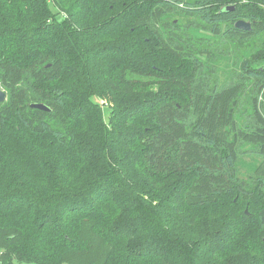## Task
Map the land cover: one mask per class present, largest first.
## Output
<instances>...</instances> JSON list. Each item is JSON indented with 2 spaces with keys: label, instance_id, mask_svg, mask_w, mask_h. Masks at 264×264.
I'll use <instances>...</instances> for the list:
<instances>
[{
  "label": "trees",
  "instance_id": "1",
  "mask_svg": "<svg viewBox=\"0 0 264 264\" xmlns=\"http://www.w3.org/2000/svg\"><path fill=\"white\" fill-rule=\"evenodd\" d=\"M231 56L222 79L219 61ZM0 86V145L19 133L49 136L79 148L89 167L64 186L69 168L31 152L58 187L42 210L31 196L0 194V264H44L20 248L21 213L41 218L35 250L56 223L74 221L75 244L49 264H115L117 247L122 264H264V0H0ZM97 94L114 98L113 115L83 145L76 117ZM248 154L261 161L242 179L236 164ZM200 211L201 238L183 241L179 221L193 225Z\"/></svg>",
  "mask_w": 264,
  "mask_h": 264
},
{
  "label": "rangeland",
  "instance_id": "2",
  "mask_svg": "<svg viewBox=\"0 0 264 264\" xmlns=\"http://www.w3.org/2000/svg\"><path fill=\"white\" fill-rule=\"evenodd\" d=\"M193 2L195 0H183ZM200 33H197L196 36H199ZM201 36H204L203 34ZM146 37L145 35L143 36ZM233 56L230 58L225 57L220 59L219 65L223 68L224 73L221 74L222 79H227L230 74V69L232 67ZM73 75H67L64 77V87L68 90H71L70 86L73 82ZM72 80V81H71ZM93 83L98 86L99 80L96 77L92 76ZM100 86V84H99ZM2 92H5L0 86ZM6 93V92H5ZM122 97L115 98L116 102H119ZM112 96L100 95L97 94L92 98V104L89 107L80 109L77 116V136L81 139L83 145L90 142H96L98 138V133L102 131V127L108 126L109 118L113 115L110 114V110L114 107ZM72 107L76 108V111L79 109L76 102L73 103ZM243 112V111H242ZM242 115V113H241ZM18 140V141H17ZM17 140L14 136L11 135L6 139V141L1 142L3 145H0V155L3 156L4 166L0 161V165L7 168V171L3 172L0 170V194L7 195L12 198L19 197L23 194L24 197L31 196L37 204H41V209L44 208L45 200L48 195L53 194L58 187V183H55L52 178L46 173L44 160H39L32 155L31 152H34L36 155H48L50 161H53L54 157H57L61 160V164L69 168V179L63 182V185H78L85 172L89 170L87 166L86 158H82L78 154V149L75 146L73 148L63 149L54 144V140L49 136L42 137H21V134H18ZM92 144V143H90ZM88 144V145H90ZM113 147H115V153L119 159H126L129 155L127 151L122 149V139L119 141L115 139L113 142ZM8 146V147H7ZM247 148H243L245 150ZM31 150V151H30ZM15 154L19 155L16 159V163H13V168H10L6 164L7 161H12V157H15ZM94 159L99 158V154L92 152ZM12 156V157H11ZM86 156V155H85ZM97 160V159H95ZM260 159L257 156H241L237 161L238 176L242 179H248L253 175L255 168L260 163ZM132 181V180H131ZM60 186H62L60 184ZM63 189H65L62 186ZM139 194H145V190L139 189ZM143 191V192H142ZM154 196L143 195V199L152 203L154 206L158 205ZM23 203L28 204V201L24 200ZM248 213L253 211L252 207L245 206L243 207ZM161 209H157L160 211ZM167 215H170L168 210ZM156 212V211H155ZM163 212V211H160ZM157 214V212H156ZM163 214V213H162ZM158 215V214H157ZM171 216V215H170ZM206 214L201 212L194 213V218L200 219L199 222L190 225L188 221L185 220L179 221L181 224V229L177 230L180 238L185 242H196L198 241L203 233V219ZM20 221L19 224L25 234L24 242L20 245L21 249L27 251H38L40 252L39 256L44 260V264H49L52 256H57L61 252L63 247H71L75 244V227L73 220L71 219L69 224L63 225V222L56 223L53 229L47 230L44 239L40 240L39 250H35V226L41 222V218L35 216V214H19ZM159 222H160V216ZM103 224L101 221L100 223ZM189 224V225H188ZM169 230V229H168ZM167 230V234L169 231ZM256 233V228L253 222L246 227V230L242 232L243 237L247 241L254 239ZM170 242L167 241V244ZM138 245L140 243H137ZM36 245V247H37ZM182 244L181 248L184 250L187 246ZM117 253L114 256L115 264H122L125 261V255L120 252V248L117 247ZM138 249V248H137ZM141 252V250H137ZM188 253V252H187ZM190 254V253H188Z\"/></svg>",
  "mask_w": 264,
  "mask_h": 264
},
{
  "label": "water",
  "instance_id": "3",
  "mask_svg": "<svg viewBox=\"0 0 264 264\" xmlns=\"http://www.w3.org/2000/svg\"><path fill=\"white\" fill-rule=\"evenodd\" d=\"M229 10H233L232 6H229V8L226 9V11H229ZM235 27L239 30H242V31H245V30H249L250 29V23L248 22H243V21H237L236 24H235ZM6 100V93L5 92H2L1 89H0V103H3L5 102ZM31 108H36V109H39V110H45V111H49L50 109L48 107H46L45 105L43 104H31L30 105Z\"/></svg>",
  "mask_w": 264,
  "mask_h": 264
}]
</instances>
